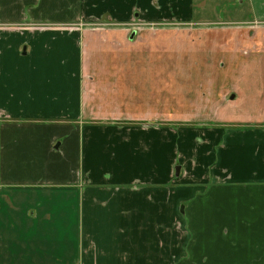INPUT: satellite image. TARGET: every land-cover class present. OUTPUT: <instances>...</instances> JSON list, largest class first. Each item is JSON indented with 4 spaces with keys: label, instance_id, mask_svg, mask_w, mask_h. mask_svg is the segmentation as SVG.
<instances>
[{
    "label": "rangeland",
    "instance_id": "1",
    "mask_svg": "<svg viewBox=\"0 0 264 264\" xmlns=\"http://www.w3.org/2000/svg\"><path fill=\"white\" fill-rule=\"evenodd\" d=\"M183 2L80 0L76 22L0 28V46L16 54L0 51L11 85L8 102L0 95V125L59 134L54 150L71 177L65 180L77 181L41 188L62 195L33 203L70 207L72 192L85 195L73 200L84 205L79 222L75 214L36 220L46 226L37 233L47 243L32 240L23 254L38 258V243L58 247L59 240L48 244L52 235L72 251L67 236L75 238L79 226V251L94 258L87 264H188L185 203L177 191L257 178L252 171L264 164V0H195L187 8ZM39 47L57 49L46 55ZM41 63L44 71H35ZM39 78L61 80L48 86L59 92L46 107L51 117L17 115L26 104L16 101L13 85ZM231 136L240 166L220 173L219 161L208 160L211 151L202 156L200 149L225 147ZM12 219L0 212V229ZM5 249L0 240V264L13 260Z\"/></svg>",
    "mask_w": 264,
    "mask_h": 264
},
{
    "label": "crops",
    "instance_id": "2",
    "mask_svg": "<svg viewBox=\"0 0 264 264\" xmlns=\"http://www.w3.org/2000/svg\"><path fill=\"white\" fill-rule=\"evenodd\" d=\"M184 1L181 5L187 8L191 4L194 5L195 0ZM79 2L80 0H0V28H12L15 25L65 24L74 20L76 22L78 15L75 14V8ZM137 14L139 13H135V16ZM37 37H40L41 40L48 38L47 34L41 33ZM0 38L3 37L0 36ZM43 47L38 49L41 54L46 55H51V51L54 53L57 49ZM0 51H4L7 56L16 55L13 46H0ZM41 65L42 63L33 68H36L35 71H44L40 69ZM0 71L2 72L0 95L4 93L3 104H5L8 102L5 100L10 97L9 88L11 85L7 78H3L7 73L2 69ZM40 76L44 77L42 74ZM60 82L56 78H51V81L39 78L33 81L26 79L14 84V90H12L14 98L20 97L16 101L26 104L23 105L22 110L16 111V114L26 117L25 113L32 111L31 114L34 117H51L47 115L48 108L46 109V107L49 106L48 104H56L52 96L59 92L55 89H48V86L59 87ZM27 87H29V93L26 90ZM61 91L67 92L63 89ZM73 96L76 97L75 88ZM30 104L34 105L30 107ZM6 109L8 110V106ZM8 112L10 111L8 110ZM49 114L52 113L49 112ZM46 128V126L29 127L10 122L0 125V212L4 213L6 217L13 216L11 222L2 220L4 226H1L0 229V240L6 248L4 253L13 257L12 261L5 264L91 263L94 258L81 254L79 251V226L75 238L67 236V240L71 241L72 247H74L72 251L62 247L63 243L58 235L49 236L51 240L48 242L49 244L59 240L58 247L54 244L42 247L39 244L47 243L46 236L42 238L40 233H37L40 232L42 226L44 231L46 226L35 221L44 220L45 217L51 220L52 215L70 218L72 214H75L79 222V214L83 211L84 205L81 203L80 206L79 202L76 205L73 200L85 196L80 195L78 190L72 192L70 207L66 205L65 207L49 206L48 208L36 206L46 199H56L58 193L62 195L56 191H41V188H57L63 185L77 184V181L65 180L66 177L68 179L71 177L68 173L64 175L61 167L62 160L58 158L54 150V148L58 149L56 146L60 144L58 143L60 141L57 140L59 134L56 135L54 131L53 133L48 132V128ZM210 134L216 135L212 132ZM236 139L237 136H235ZM235 140L231 136L225 147L220 145L221 148L219 147L217 150L215 146L214 149L201 148L200 154L204 156L202 152L211 151V154L207 153L206 155H210L209 161H219L218 172L220 170V173H223L226 166H233L231 171L234 173L237 169L235 166H240L239 163L237 164L238 157L235 155L237 149L233 144ZM215 143L218 144L217 141ZM153 159L149 164L152 170L155 169ZM198 162H202L200 158ZM252 172L258 173L256 179L250 180L255 181L254 183H250L247 181L248 179L244 180L243 176L238 175L233 180L240 183L216 184L199 193L189 188L177 191V199L185 203L184 215L189 232L188 264H264V164ZM245 181L247 183H241ZM89 197L88 194L85 199L90 200ZM92 198L94 202L97 201L96 197ZM35 199H38L39 203H33ZM43 211L45 213L40 215ZM31 222L35 223L30 226ZM31 229L36 230L33 232L34 236L31 235ZM32 240L39 242L36 244L38 247L36 248L38 253L36 257L38 256V258H34L32 254L22 253L26 250L29 242L35 246ZM18 242L23 249L17 250ZM41 254L46 258L40 257ZM62 258L68 259L64 261Z\"/></svg>",
    "mask_w": 264,
    "mask_h": 264
},
{
    "label": "water",
    "instance_id": "3",
    "mask_svg": "<svg viewBox=\"0 0 264 264\" xmlns=\"http://www.w3.org/2000/svg\"><path fill=\"white\" fill-rule=\"evenodd\" d=\"M137 16H139V14H137ZM135 37V33H133L132 34V36H131V39H133ZM232 98H234V96H232ZM177 174H179L180 173V167H177Z\"/></svg>",
    "mask_w": 264,
    "mask_h": 264
}]
</instances>
